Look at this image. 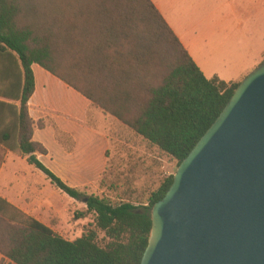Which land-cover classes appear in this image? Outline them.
Masks as SVG:
<instances>
[{
	"label": "trees",
	"instance_id": "trees-1",
	"mask_svg": "<svg viewBox=\"0 0 264 264\" xmlns=\"http://www.w3.org/2000/svg\"><path fill=\"white\" fill-rule=\"evenodd\" d=\"M81 20L91 25L79 35ZM33 64L175 160L177 168L240 82L207 79L151 0H0V74L9 78L15 70L20 80L16 93L0 91V97L19 102L14 135H6L2 144L15 148L71 199L84 197L85 210L74 219H92L79 238L69 241L0 198V255L10 264H140L152 207L164 198L175 173L136 206L131 189L122 190L114 177L107 151V167L96 185L116 199L86 194L91 186L65 185L37 159L47 151L33 141V132L52 123L29 117ZM56 138L72 149L69 136L56 131ZM1 153L0 164L5 149Z\"/></svg>",
	"mask_w": 264,
	"mask_h": 264
},
{
	"label": "water",
	"instance_id": "water-1",
	"mask_svg": "<svg viewBox=\"0 0 264 264\" xmlns=\"http://www.w3.org/2000/svg\"><path fill=\"white\" fill-rule=\"evenodd\" d=\"M151 222L140 264H264V63L180 163Z\"/></svg>",
	"mask_w": 264,
	"mask_h": 264
},
{
	"label": "crops",
	"instance_id": "crops-1",
	"mask_svg": "<svg viewBox=\"0 0 264 264\" xmlns=\"http://www.w3.org/2000/svg\"><path fill=\"white\" fill-rule=\"evenodd\" d=\"M151 2L207 79L218 77L225 83L240 82L255 68L246 64H230L221 69L193 49L180 29L172 21L169 22L166 16L172 11L191 7L189 0ZM231 11L234 14L241 13L236 8ZM248 19V30L253 28V34L249 36L254 35L253 59L255 62H264V0L253 3ZM217 26L223 31L225 24ZM241 27L243 24L238 25V28ZM259 45L262 48L258 50ZM31 69L34 91L28 102L29 117L34 122L44 120L52 123L33 132V141L41 144L47 151L46 155H37L38 161L70 188L95 186L108 162L106 153L109 151L110 141L107 133L98 126L105 123L106 116L83 95L39 65L33 64ZM19 82V75L15 70L9 78L4 79L0 74V91L11 88L16 93ZM18 105L17 100L0 97V156L2 149H5L3 162L0 164V198L62 236L59 227L71 209L75 208L76 200L55 188L15 148H4L2 144L6 135H14ZM56 131L71 138L73 147L70 151L58 142Z\"/></svg>",
	"mask_w": 264,
	"mask_h": 264
},
{
	"label": "rangeland",
	"instance_id": "rangeland-1",
	"mask_svg": "<svg viewBox=\"0 0 264 264\" xmlns=\"http://www.w3.org/2000/svg\"><path fill=\"white\" fill-rule=\"evenodd\" d=\"M256 1L189 0L191 7L172 11L166 16L169 22L172 21L180 29L197 53L207 57L219 68L223 69L230 64H246L257 68L264 62L254 61L252 44L254 35L249 36L253 34V28L248 30L249 12ZM232 8L240 10L241 13H232ZM221 23L225 24L223 31L217 26ZM239 24H243V27L238 28ZM88 25L91 24L81 20L77 26L78 34L82 32L80 30L82 27ZM261 48L259 45L258 50ZM61 59L64 66L69 69L71 67L69 59L64 55ZM98 126L107 133L110 141V169L122 190L131 189L132 202L136 206L146 200L149 192L156 189L160 181L176 172L175 160L160 153L115 119L106 116L105 123ZM86 194L111 195L116 199L113 194L97 185L89 187ZM63 196L68 199L66 195ZM85 204L84 197L76 200L75 208L63 219L64 223L60 225L59 232L65 239L73 241L79 238L92 220L91 217L74 219L75 213L85 210ZM0 264L9 262L0 255Z\"/></svg>",
	"mask_w": 264,
	"mask_h": 264
}]
</instances>
